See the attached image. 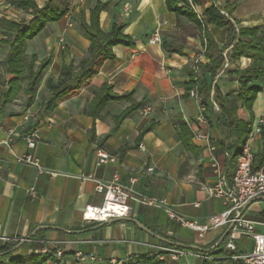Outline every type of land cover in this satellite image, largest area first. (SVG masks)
<instances>
[{"label":"crops","instance_id":"1","mask_svg":"<svg viewBox=\"0 0 264 264\" xmlns=\"http://www.w3.org/2000/svg\"><path fill=\"white\" fill-rule=\"evenodd\" d=\"M46 1L35 0L38 6ZM63 1L68 2L64 15L47 23L26 43L25 53L28 58L36 56L35 65L48 59L35 99L25 105L24 80L12 100L0 102V249L7 243L12 247L30 235L8 255H1L0 261L42 257L40 249L56 242L63 250L58 264H245L233 256L252 249L249 236L239 235L236 249L229 251L225 247L226 236L218 243L228 226L211 229L198 237L196 231L169 218L162 208L132 199L126 201L130 207L127 218L136 219L150 232L184 247L196 245L200 247L196 251L209 257L203 259L188 253L171 258L159 247L173 245L131 220L83 221L84 206L101 205L103 195L96 191L95 181L81 176L93 174L95 179L109 180L117 173L121 184L152 197L165 198L177 213L202 223L207 216L219 212L222 204L205 189L215 181L209 165L211 152L194 133L206 132L217 143L214 153L229 179L235 168L233 156L243 143L234 136L227 137V130L218 120L220 113L207 109L206 125L195 119L196 101L185 94L186 68L199 65L198 75L208 77V73H203V65L209 59L203 52L198 27L189 17L169 10L165 0H55V3L63 8ZM97 1L105 4L99 14L102 31L108 32L114 22L120 23L133 43L114 45V56L103 62L89 83L62 99L53 110L45 111L44 103L51 95L47 79L56 81L63 64L76 65L87 55L89 41L79 25V14L83 12L87 17ZM193 1L201 20L205 19L206 8L213 4L227 14L236 30L256 28L264 35V0ZM125 5L129 6L127 13L123 11ZM1 16L14 21L29 17L9 0H0ZM207 29L217 46L223 48L222 53H230V46H226L227 29L212 23ZM154 31H158L160 42L152 44L148 40ZM8 49V45L0 43V94L8 88L4 78ZM251 64L249 57L228 56L227 65L218 69L222 73L212 82L222 95L237 93L239 82L235 72L249 69ZM103 82L111 84L114 93L132 92L133 100L140 103L117 126L115 117L130 105L128 100L107 101L101 116L95 119L87 113L94 90ZM251 84L259 87L251 105L252 125L264 111V73ZM231 99L240 103L235 96ZM145 107L149 110L143 115ZM28 109L31 114L25 118ZM180 123L187 127L182 130L186 132L184 135ZM147 126L149 129L143 131ZM33 130H38L41 137L33 148H28L25 135ZM181 135L189 137L187 145ZM7 138L8 145L2 143ZM251 145L256 165L264 150V125L260 134L252 137ZM99 147L116 160L98 165L95 150ZM225 150L229 152L227 157L223 154ZM25 152H32L56 174L39 172L32 165L17 162L15 155ZM29 188H34L35 195L27 192ZM243 214L249 220L264 221V200L251 202ZM76 251L92 252L96 259L79 261L75 258ZM49 261L51 258L45 264Z\"/></svg>","mask_w":264,"mask_h":264},{"label":"trees","instance_id":"2","mask_svg":"<svg viewBox=\"0 0 264 264\" xmlns=\"http://www.w3.org/2000/svg\"><path fill=\"white\" fill-rule=\"evenodd\" d=\"M9 2L29 17L19 21L0 17V43L9 47L4 70V78L8 88L0 94V102L6 103L12 100L21 87L20 83L26 80L25 105L28 106L35 99L41 74L48 63V59H43L35 65L36 56L33 54L28 58L25 53L26 43L38 34L47 23L59 20L68 10V2L63 1V8L59 7L55 0H47L42 6H38L35 0H9ZM165 2L169 10L186 15L198 27L203 52L209 59L203 65V73H208V77H203L202 74L198 75L193 67L186 68L188 81L185 85V94L188 96L189 91L196 88L209 111H213L209 99L211 82L217 70L223 66L224 57L222 55L223 48L217 46L208 32L207 25L212 23L227 29L228 42L226 46L231 48L230 53L227 52L229 58L238 59L240 56H245L252 59L249 69L235 72L239 82L237 93L222 95L214 84L215 98L219 105V112L217 113H220L218 117L220 124L227 130V137L234 136L239 142L244 143L251 128V105L259 90V87L252 85L251 82L260 80L264 73L263 33L256 28L240 27L236 30L227 14L213 4L206 8L205 19L202 18L201 20L189 6L188 0H165ZM104 6V3L97 1L95 6L88 11L87 17L83 12H80L79 25L84 37L89 41L87 55L82 57L76 65L72 62L63 64L56 81L47 79L46 87L51 95L44 103L45 111L53 110L62 99L75 94L83 85L89 83L103 62L114 56L112 51L114 45H131L133 43L131 37L123 33V25L120 23L114 22L108 32L102 31L99 24V14ZM227 13L230 15V11ZM196 66L199 68V65ZM93 94L87 107V113L93 119L101 116V112L109 100L125 99L130 101V105L115 117V126L140 107V103L133 100L132 92L114 93L111 84L107 82H103L99 88L94 90ZM232 96L237 97L240 103L231 99ZM148 129L147 126L143 131ZM180 129L181 134L184 135L186 132H182V130H187L185 123H180ZM181 140L187 145L189 137L185 136ZM237 153L233 158L236 157ZM263 163L264 150L257 159L256 165L253 163V169H258ZM10 247L11 245L7 243L0 249V252L7 251ZM9 253H5L3 257ZM50 258L51 260L54 259L52 255H43L42 257L32 255L22 260H1L0 264H45L46 260Z\"/></svg>","mask_w":264,"mask_h":264},{"label":"built area","instance_id":"3","mask_svg":"<svg viewBox=\"0 0 264 264\" xmlns=\"http://www.w3.org/2000/svg\"><path fill=\"white\" fill-rule=\"evenodd\" d=\"M189 6L195 10V3L193 0H188ZM129 6L125 5L123 11L127 13ZM226 14V13H225ZM200 18V15L197 14ZM150 43L155 44L160 42L158 31L150 36ZM224 57L223 66L227 65L228 54L227 51L222 53ZM193 69L198 73V67L193 65ZM222 73L218 70L215 77L217 78ZM214 81L212 82L209 92V99L211 107L214 112H219V105L215 98ZM189 95L196 101L197 113L195 119L198 123L206 125L208 117L206 116V105L202 102V98L197 92L196 88L189 91ZM149 108L142 109V114L146 115ZM31 114L28 109L25 113V118ZM264 125V111L251 125L250 131L247 135L246 141L242 144L240 151L235 157V168L231 178H227L221 164L215 155L217 143L211 139L210 135L206 132L197 131L194 133L196 139L206 142L208 149L211 152L209 165L215 181L213 184L207 186L205 189L208 195L216 197L221 201L222 209L207 216L202 223H198L193 219L186 218L185 216L177 213L170 205L167 204L165 198H156L150 195L133 190L127 185H123L118 181V174L114 173L109 180L95 179L93 174L81 176L83 179L95 181V189L103 195L101 205L87 204L82 211L83 221L89 222H104L114 217H128L130 214V207L127 204V199H132L137 203L155 206L162 208L169 218L177 221L182 226L192 229L197 232L198 237H203L204 233L211 229L226 227L231 225L230 230L226 234L225 247L229 251L236 249L235 241L239 235H246L252 239L253 247L248 252L236 253L233 257L240 259L245 264H264V221H253L246 218L243 214L244 205L253 198L264 197V165L258 169H253L254 151L251 145L253 136L260 134L262 126ZM41 137L38 130H33L25 135V141L28 148H33L36 141ZM2 143L8 145V138L3 140ZM144 149L143 145H140ZM223 154L227 157L228 151ZM97 157V164L106 162H113L116 157L109 154L103 148L99 147L95 150ZM15 160L19 163H25L34 166L37 171L55 175L54 170L44 167L39 159L33 155L32 152H25L21 155H15ZM151 169V168H148ZM27 192L35 195L34 188L27 189ZM197 205V203H195ZM56 242H50L40 249L41 255H52L55 261H49L47 264H58L63 257V250L56 246ZM160 251L166 253L171 258H177L181 255L194 253L196 256L206 259L209 256L196 251L191 248L177 247L162 245L159 247ZM75 258L79 261L85 259L95 260L96 256L92 252L84 253L82 251L75 252ZM58 261V262H57Z\"/></svg>","mask_w":264,"mask_h":264},{"label":"water","instance_id":"4","mask_svg":"<svg viewBox=\"0 0 264 264\" xmlns=\"http://www.w3.org/2000/svg\"><path fill=\"white\" fill-rule=\"evenodd\" d=\"M255 200H264V197H256V198L251 199L250 201H248V202L244 205L243 210H244V209H245V208H246L251 202H253V201H255ZM120 219H127V220H131V221L135 222V223H136L139 227H141L143 230L147 231L148 233L152 234L153 236H155L156 238L162 240L163 242H166V243H168V244H170V245H173V246H182V247H184L183 244H181V243L171 241V240H169V239H167V238H164V237H162V236H159V235H157V234H154V233L150 232V231L147 230L145 227H143V226H142V225H141L136 219H133V218H127V217H126V218H124V217H120V218H118V217H114V218H110L109 221L120 220ZM104 223H106V221H105ZM54 228L58 229V227H54ZM230 228H231V225H229V226L227 227V229L224 231V233L221 235V237L219 238L218 243H219V242H220V241L226 236V234H227V232L230 230ZM29 237H30V235H28L27 237H25L24 239H22V240H21L19 243H17L16 245L10 247L7 251L0 252V256L3 255V254H5V253H7V252H11V251H13V250L16 249L18 246H20L21 243H22L24 240L29 239ZM185 248H193V249H195V250H196V249H200V247H198V246H196V245H190L189 247H185Z\"/></svg>","mask_w":264,"mask_h":264}]
</instances>
